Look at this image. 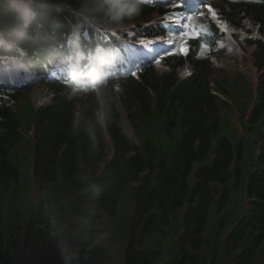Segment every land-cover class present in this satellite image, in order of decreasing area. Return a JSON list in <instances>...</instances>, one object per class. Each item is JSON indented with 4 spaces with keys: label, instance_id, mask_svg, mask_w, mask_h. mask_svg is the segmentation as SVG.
Returning a JSON list of instances; mask_svg holds the SVG:
<instances>
[{
    "label": "trees",
    "instance_id": "obj_1",
    "mask_svg": "<svg viewBox=\"0 0 264 264\" xmlns=\"http://www.w3.org/2000/svg\"><path fill=\"white\" fill-rule=\"evenodd\" d=\"M215 2L219 18L248 36L263 71L246 136L236 143L223 135L224 117L230 122L221 111L228 104L211 91L213 65L208 48H201L219 35L210 15L192 20L201 39L189 41L187 55L174 52L145 63L140 80L102 70L105 83L95 84L100 102L82 84L55 79L47 86L51 101L35 109L28 100L15 110L30 87L0 84V264H264V0ZM154 12L164 13L140 0H0V55L18 53L13 44L32 47L23 62L38 77L43 52L59 46L69 51V37L70 47L81 50L88 30L87 48L104 65L114 51L99 29L135 24V41L152 39L165 30L139 23ZM184 65L195 72L181 81L177 68ZM4 74L9 81L15 73ZM227 82L219 80L216 88L230 95ZM242 90L250 99L249 88ZM117 100L140 122V147L119 126ZM99 105L113 140L110 162L111 146H103L94 113ZM252 141L261 155L249 169L244 154ZM232 164L235 179L229 184Z\"/></svg>",
    "mask_w": 264,
    "mask_h": 264
},
{
    "label": "rangeland",
    "instance_id": "obj_2",
    "mask_svg": "<svg viewBox=\"0 0 264 264\" xmlns=\"http://www.w3.org/2000/svg\"><path fill=\"white\" fill-rule=\"evenodd\" d=\"M215 1V0H214ZM191 14V13H189ZM180 17V15H178ZM179 17H175V18H171V17H167V20H168V23L169 24H172L174 25L175 23L177 24L176 26H173L174 28H172V26L170 27V35L168 34L167 38L165 39L166 41V45L164 44L163 47H166L169 49V51H171L170 53H173L175 52L174 50L178 49V46H179V43L182 41V38H183V33L185 31H187V29L185 28V20L182 18H179ZM203 15L202 16H197V17H194L193 20H196L197 22H201L203 21ZM230 32V31H228ZM231 33V32H230ZM232 34V33H231ZM180 37V39L177 41V37ZM132 41L129 40V41H124V44H125V47H126V51H127V54H128V46L129 45H132L131 44ZM133 47L136 48L137 45L136 44H133ZM178 51V50H176ZM118 57L119 59L121 60L122 59V53L118 52ZM144 56V55H143ZM233 60V61H231ZM231 60L227 61V64H222L221 66L225 67L226 69L229 70V72L231 73V76L234 75L235 73L239 72V71H243L247 77V79L251 82L255 79L256 77V73H255V70L253 68V61H250V62H246V59H242V62L239 63V65L236 67H234V60L235 58H232ZM241 69V70H240ZM230 77V76H229ZM42 97V93L39 89L35 90L33 93L30 94V98L36 103L38 101V99ZM117 107L119 109V111L121 113H123L121 107H120V103L117 104ZM86 112V110L84 111V113ZM123 115V120H122V125H123V128L124 130L128 133V134H131L132 133V128L130 126V122L129 120L126 118L125 114H122ZM125 116V117H124ZM227 117V120L231 121L232 118L229 116V115H226ZM222 125H223V129H224V132L226 133L227 136L233 138L234 137V134H232L233 132V125H229L228 122L226 121L225 117L223 119V122H222ZM144 139V136L142 135L140 140H143Z\"/></svg>",
    "mask_w": 264,
    "mask_h": 264
},
{
    "label": "snow or ice",
    "instance_id": "obj_3",
    "mask_svg": "<svg viewBox=\"0 0 264 264\" xmlns=\"http://www.w3.org/2000/svg\"><path fill=\"white\" fill-rule=\"evenodd\" d=\"M149 3H151V0H149ZM187 3V0H175L174 7L176 8H183L185 4ZM202 7H206L207 11L210 13L211 18L216 22L217 27L221 30V32L227 33L228 32V26L225 21H222L215 9L211 8V6L207 5L205 3V0H200L199 5H197L194 9L191 10V14H186L184 16V20L186 21L185 23V28L187 31L183 33V38H182V43H181V48L180 51L187 55V53L190 51V44L189 41L195 39V40H200L201 39V30H198L195 25H193L191 22L196 16H202L204 13L200 11L199 9ZM244 23L247 25L248 28H252V25L248 23L247 20L244 21ZM204 34L208 35L210 34L207 29L202 30ZM234 31V30H233ZM241 39H243V34H241ZM139 45L144 47L145 49L152 51L151 45L154 43L153 41H145L144 39H140L138 41ZM201 48H208L207 44H201ZM210 50V49H209ZM156 63H159V58L156 59ZM133 77L137 75L135 71L130 73ZM3 76L0 75V79H2Z\"/></svg>",
    "mask_w": 264,
    "mask_h": 264
},
{
    "label": "clouds",
    "instance_id": "obj_4",
    "mask_svg": "<svg viewBox=\"0 0 264 264\" xmlns=\"http://www.w3.org/2000/svg\"><path fill=\"white\" fill-rule=\"evenodd\" d=\"M132 7H133V9H136V5H132ZM70 38V37H69ZM71 39L72 38H70V43H71ZM69 40V39H68ZM116 53H117V51H115ZM28 53V54H27ZM30 53H32V47L30 48V47H27V52L25 53V54H27V55H25V54H23V55H25V56H22L21 57V59H20V61H23V59L24 58H27L28 56H29V54ZM18 59V58H17ZM23 68H26V67H19V66H17V70L15 71L16 73H15V76L18 78V77H20V79H23V82H24V80H26V78L28 77V76H32L33 75V70H31V72H29V73H25L24 72V70H21V69H23ZM33 69V68H32ZM75 69V68H74ZM30 74V75H29ZM74 74V75H73ZM71 76L74 78L76 75H78L79 73H73ZM25 77V78H24ZM17 82H19V84H17V86H19V85H22L23 83H21L20 81H17ZM52 83V82H51ZM73 83L74 84H81V83H79V81H78V79H76V80H74L73 81ZM47 83H45V85H46ZM73 84V85H74ZM41 85H42V83H41ZM43 86V85H42ZM84 87H86V86H84ZM87 88V87H86ZM25 88H22L21 89V91L22 90H24ZM31 90L28 92V93H24V96H23V98L20 100V101H18V102H16L15 103V105H14V109L16 110V109H21L24 105H26V104H28V103H26L27 101V98H26V94H31V92L35 89V88H30ZM26 90H28V89H25L24 91H26ZM32 105L34 106V104L32 103ZM35 107V106H34Z\"/></svg>",
    "mask_w": 264,
    "mask_h": 264
},
{
    "label": "bare ground",
    "instance_id": "obj_5",
    "mask_svg": "<svg viewBox=\"0 0 264 264\" xmlns=\"http://www.w3.org/2000/svg\"><path fill=\"white\" fill-rule=\"evenodd\" d=\"M199 3H200V0H187V3L185 4V6L187 7L188 11H191L197 5H199ZM180 16H182V15H180ZM151 47H152V51L144 49V53L148 56L154 55L156 52H158L160 49L163 48V47L159 46L158 44H152ZM129 56L131 58L134 57V52H133V49L131 47L129 48Z\"/></svg>",
    "mask_w": 264,
    "mask_h": 264
}]
</instances>
